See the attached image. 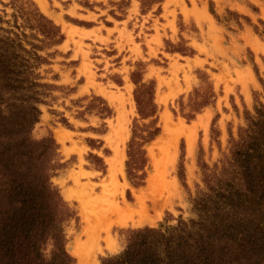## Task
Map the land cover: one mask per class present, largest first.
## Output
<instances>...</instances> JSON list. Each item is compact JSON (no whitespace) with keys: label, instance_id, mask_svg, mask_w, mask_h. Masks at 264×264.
<instances>
[{"label":"rangeland","instance_id":"374dc122","mask_svg":"<svg viewBox=\"0 0 264 264\" xmlns=\"http://www.w3.org/2000/svg\"><path fill=\"white\" fill-rule=\"evenodd\" d=\"M30 1L63 35L49 50L56 51L50 65L41 69L42 81L58 88L39 105L31 136H51L58 145L59 167L51 180L73 213L64 226L67 252L72 256L85 222L78 199H67L64 189L90 201L103 196L144 216L136 222L135 213L125 226L111 224V249L104 247L101 233L95 253L101 264L122 251L131 231L195 217L190 199L203 189L204 173L218 171L246 116L264 105V0H42L45 9ZM11 3L0 0L4 20L11 21L16 11ZM134 72L140 74L138 85ZM142 84L153 87L157 108L147 119L140 118L134 98L138 87L147 91ZM120 116L126 118L125 131ZM152 121L159 133L140 147L143 166L131 172L144 179L134 187L126 173L132 128ZM120 127L127 137L123 174L112 182L108 160L122 136ZM189 137H194L191 153ZM154 198L164 204L154 205ZM109 218L116 220V214Z\"/></svg>","mask_w":264,"mask_h":264},{"label":"trees","instance_id":"16d2710c","mask_svg":"<svg viewBox=\"0 0 264 264\" xmlns=\"http://www.w3.org/2000/svg\"><path fill=\"white\" fill-rule=\"evenodd\" d=\"M11 4L12 20L0 15V264H74L64 230L73 213L51 180L58 145L51 136H31L39 105L58 88L42 81L41 69L63 35L30 0ZM138 75L132 73L136 85ZM141 87L147 91L138 87L134 98L147 119L157 111L154 91ZM158 133L155 121L132 128L126 173L134 187L144 179L131 172L143 166L140 147ZM220 163L204 173L203 189L190 199L195 217L133 230L122 251L101 264H264V105L246 116Z\"/></svg>","mask_w":264,"mask_h":264},{"label":"bare ground","instance_id":"6f19581e","mask_svg":"<svg viewBox=\"0 0 264 264\" xmlns=\"http://www.w3.org/2000/svg\"><path fill=\"white\" fill-rule=\"evenodd\" d=\"M36 1L40 4V7L42 9L43 8L45 9L44 5L42 4V0H36ZM66 33H68V32L66 31ZM71 34H72V32H71ZM121 115H123V114H121ZM118 121H119L118 125H120L123 128V130L125 131L127 129L125 127L126 126V118H124L123 116H120ZM121 127L119 130L117 129V132L122 131V136H120L118 138V140L116 138L117 142H115L114 155L111 158H109V160H108L109 169H110L109 178L111 179V180L109 179L110 181H112V178H114V176L118 172H119V174H123L122 167H123V159L125 157L123 145H124V141L127 137L125 135V132L123 130H121ZM62 133L63 132L59 131L56 134V138L58 139V141L60 143H62L65 140ZM118 136H119V134H118ZM193 142H194V137H189L187 139V148H188L187 153H191L192 147L194 144ZM65 153H67V152H65ZM65 155H67V154H65ZM76 178H74V179H76ZM115 178H116V176H115ZM105 189L109 190L107 187H105ZM103 191H105V190H102V192ZM63 192H64L65 197L69 200L72 198L78 199L79 206L81 208V212H82L84 222H85V226L81 232V235L77 239H75V241L73 242V244L71 246V250H70L72 256H74L78 260L77 264H99L95 258V253L99 248H101L100 247L101 246L100 241H101V233L102 232L105 233V236L102 238L103 239L102 242L104 243V247L107 249H111L115 246V242H114L113 238L109 235V232H108V228L111 226V224L116 223L120 226H125L128 223V221L133 220V215L135 213L137 215L138 214L140 215L139 219L136 222H140L144 218L140 209L139 210L138 209H132L128 206H125L124 208L121 209V207H119L118 205H116L112 202H108L107 198L104 199L103 196L96 199L95 201H92V200L90 201V199H86V198L82 197L81 195L74 193L70 188L64 189ZM102 192H101V194H102ZM106 193L108 194V192H106ZM159 202H162V200H160V199L158 200V199L154 198V205L159 203ZM137 204H138L139 208L143 206V200L140 197L137 198ZM162 204H164V202H162ZM138 206H137V208H138ZM111 213L116 214V220L112 221L109 218V215ZM156 213H157V211H156ZM152 219L154 220V218H152Z\"/></svg>","mask_w":264,"mask_h":264},{"label":"crops","instance_id":"0c3cea01","mask_svg":"<svg viewBox=\"0 0 264 264\" xmlns=\"http://www.w3.org/2000/svg\"><path fill=\"white\" fill-rule=\"evenodd\" d=\"M43 4V3H42ZM133 6V5H132ZM128 224V223H127ZM129 224H130V222H129Z\"/></svg>","mask_w":264,"mask_h":264}]
</instances>
